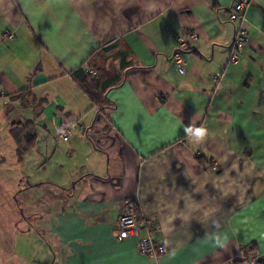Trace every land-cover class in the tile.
Returning <instances> with one entry per match:
<instances>
[{"label": "crops", "instance_id": "obj_1", "mask_svg": "<svg viewBox=\"0 0 264 264\" xmlns=\"http://www.w3.org/2000/svg\"><path fill=\"white\" fill-rule=\"evenodd\" d=\"M237 2L0 0V187L27 178L21 124L53 126L57 151L81 161L54 180L53 207L31 210L52 264L264 262V0L230 64ZM189 34L182 76L172 58ZM129 199L159 224L157 260L118 238ZM20 244L0 234V264H43Z\"/></svg>", "mask_w": 264, "mask_h": 264}, {"label": "rangeland", "instance_id": "obj_2", "mask_svg": "<svg viewBox=\"0 0 264 264\" xmlns=\"http://www.w3.org/2000/svg\"><path fill=\"white\" fill-rule=\"evenodd\" d=\"M46 125L47 129L43 126L37 128L36 148L24 156V167H26L24 169H26L27 178L23 181L22 187L19 186V183H17L16 189H11L8 184L0 187V234L12 246L20 241L21 246L36 249V257L40 260L39 262L52 264L54 254L44 239L35 232L36 229L33 226L39 225L36 223L40 222V218L31 216L33 214L31 210L53 207L54 180L63 172L67 174L68 168L72 169L75 162L81 161L76 156L71 157L64 148L57 151L58 144L54 143V127ZM10 176L15 177L17 174L12 171ZM22 180L23 177L19 180L20 183ZM30 185L38 186L34 188ZM25 214L32 217L31 223L29 220H25ZM31 255L29 258H34V254ZM31 263L34 264L33 261Z\"/></svg>", "mask_w": 264, "mask_h": 264}, {"label": "built area", "instance_id": "obj_3", "mask_svg": "<svg viewBox=\"0 0 264 264\" xmlns=\"http://www.w3.org/2000/svg\"><path fill=\"white\" fill-rule=\"evenodd\" d=\"M251 4V0H238L232 7L230 13V21L237 25L236 36L232 47V54L230 57V64H238L242 52L246 49L249 44V36L246 30V15L248 7ZM10 40L14 39L13 35L9 36ZM198 40V35L189 34L187 36H178L176 39L177 48L174 52L172 61L174 66L178 69L182 76L187 74L186 69V53L185 48L189 41ZM90 74L96 75L94 71H89ZM215 83H219L220 75L217 74L213 78ZM70 132L66 131L63 134L64 141L69 140ZM213 169L216 171L217 167ZM119 235L120 240L129 239L132 237H139L140 251L146 256L157 260L161 256L167 254V247L158 240V234L160 231L159 224L143 215L141 208L136 199H129L124 203V211L119 221ZM250 264H264L260 262L257 256H253L249 260Z\"/></svg>", "mask_w": 264, "mask_h": 264}, {"label": "trees", "instance_id": "obj_4", "mask_svg": "<svg viewBox=\"0 0 264 264\" xmlns=\"http://www.w3.org/2000/svg\"><path fill=\"white\" fill-rule=\"evenodd\" d=\"M90 70L91 69L89 68L84 69L83 72L91 76L93 74H90L89 72ZM30 126L31 125L29 123H27L26 125L21 124L19 125V127H16V129L13 131L14 139L18 145V154H19L20 159H23L24 154L29 152L31 148L36 145L37 140H38L36 134L33 133V130L31 131L32 128Z\"/></svg>", "mask_w": 264, "mask_h": 264}, {"label": "clouds", "instance_id": "obj_5", "mask_svg": "<svg viewBox=\"0 0 264 264\" xmlns=\"http://www.w3.org/2000/svg\"><path fill=\"white\" fill-rule=\"evenodd\" d=\"M157 5H150L149 11H151L154 7ZM186 131L190 134L191 138L197 142H200L204 139L205 131L202 128H193V127H187Z\"/></svg>", "mask_w": 264, "mask_h": 264}]
</instances>
